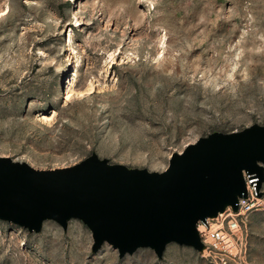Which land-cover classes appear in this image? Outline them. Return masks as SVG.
I'll use <instances>...</instances> for the list:
<instances>
[{"label": "rangeland", "instance_id": "1", "mask_svg": "<svg viewBox=\"0 0 264 264\" xmlns=\"http://www.w3.org/2000/svg\"><path fill=\"white\" fill-rule=\"evenodd\" d=\"M264 126V0H0V156L37 170L96 154L165 171L213 133ZM264 199V183L258 191ZM226 264H264V212ZM79 220L0 221V264H224L177 244L93 252Z\"/></svg>", "mask_w": 264, "mask_h": 264}, {"label": "water", "instance_id": "2", "mask_svg": "<svg viewBox=\"0 0 264 264\" xmlns=\"http://www.w3.org/2000/svg\"><path fill=\"white\" fill-rule=\"evenodd\" d=\"M244 172L264 183V126L213 133L173 154L161 172L110 164L92 154L63 169L37 170L0 156V221L39 234L47 221L65 231L72 220L92 233L93 252L104 245L119 258L151 249L159 260L177 244L205 249L199 223L247 196Z\"/></svg>", "mask_w": 264, "mask_h": 264}, {"label": "built area", "instance_id": "3", "mask_svg": "<svg viewBox=\"0 0 264 264\" xmlns=\"http://www.w3.org/2000/svg\"><path fill=\"white\" fill-rule=\"evenodd\" d=\"M244 178L247 196L239 198L238 211L228 207L216 219L198 225L199 236L205 247L202 254L209 257L221 256L224 264L227 263V258L237 257L242 250L245 238L242 227L247 216L254 212H264V199L261 198L255 183L258 179L251 178L245 172Z\"/></svg>", "mask_w": 264, "mask_h": 264}]
</instances>
